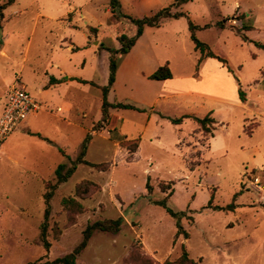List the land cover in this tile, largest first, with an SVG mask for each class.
<instances>
[{"label":"rangeland","instance_id":"obj_1","mask_svg":"<svg viewBox=\"0 0 264 264\" xmlns=\"http://www.w3.org/2000/svg\"><path fill=\"white\" fill-rule=\"evenodd\" d=\"M71 2L97 27L86 28L89 38L83 18L65 14ZM173 2L119 0L109 12L110 0H0V114L11 86L42 105L22 123L30 128L0 145V264H54L79 244L88 224L102 219H119L120 230L94 231L77 264H141L142 254L152 264H169L183 247L195 264H264V50L255 45L264 43V0H189L171 8L187 16L144 26L107 96L136 109L110 107L102 118L100 86L112 55L106 47L119 48V34L134 36L130 16ZM188 19L225 62L197 64L201 53ZM167 61L170 79L146 75ZM65 74L95 85L64 82ZM51 77L62 80L50 84ZM208 114L212 136L194 119ZM35 130L52 143L16 138ZM83 144V158L107 168L75 163L53 188L45 248L44 193L55 183V168L73 164ZM78 184L85 195L75 191ZM64 198L82 210L64 206ZM231 202L233 208H222ZM167 208L183 214L175 218Z\"/></svg>","mask_w":264,"mask_h":264},{"label":"trees","instance_id":"obj_2","mask_svg":"<svg viewBox=\"0 0 264 264\" xmlns=\"http://www.w3.org/2000/svg\"><path fill=\"white\" fill-rule=\"evenodd\" d=\"M186 1H189V0H174V2L169 7H164L152 15L143 16L141 18L130 16V20L137 25V29H136L134 36L129 37L125 34H121L118 36V41L120 43L119 48L116 49L114 47H106V49H108L112 55L109 58V75H108L107 83L104 86H100L101 93H102L101 114H102V118L104 120H106V118L108 117V108H110V107L111 108H133V109H136V107L134 105L129 104V103H122V102L110 103L107 99V96H108L110 89L113 86V83L115 80V73H116V70H117V67H118L120 61L125 56V54L130 50V48L134 45L136 39L141 35L143 27L144 26L158 27L163 18H179L181 16H187L185 12H182L179 10H175V11L171 10L172 6L179 7L181 4H183V2H186ZM118 7H119V0H110V11L111 10L114 11ZM88 28L90 31H92V30L96 31V27L89 26ZM188 28L190 31V38L194 43L195 50H199L201 53L200 57L198 58L197 64L202 59H204L206 57H215L218 60H220L221 62H225L223 58L214 54L211 51V49H209V47L206 43L200 41L196 37L194 30L197 28V26L189 19H188ZM250 28H252L251 25L242 27V29H250ZM255 45L257 47H259L260 49L264 50V43L255 42ZM101 46L102 45L100 43L99 47H101ZM117 53L120 54V57L118 59L114 56ZM149 77L152 79H157V80H164V79L170 78L171 72H170V69L168 66V62H165L163 65L159 66L152 74L149 75ZM71 79H75L78 82L91 83V84L95 85L94 82L89 81V80H84V79H80V78H71ZM61 80L62 79H56L54 77H51L49 82L50 83H58ZM239 97H240L241 101H245V94L241 89H239ZM194 119L198 123V126L200 127L201 131L209 133L210 136H212V130L214 127L211 125L214 123V119L210 116V114L205 115L204 117H194ZM171 121L173 123H179L181 121V118H174V119H171ZM34 135L38 136L40 139H43V140H46V141L52 143V141H50L46 137L41 136L39 133H35ZM83 146H84V144L82 145V148L78 154V157L76 158V160L74 161L73 164H71L70 166H67L66 164H59L55 168V170H54L55 183L50 185L51 190L46 191L44 193V199H45V202L47 203V208H46L45 213H44L45 214V221L41 225V240H42V243H43L45 248L49 247V242L46 239V227H47L46 226V219L49 215V199L52 195L53 188H55L57 184H60L64 181H66L71 176V174L73 173V171L75 169V163H84V164L96 167L99 170H106V168H107L106 164L91 163V162L85 160L83 158V155H84V147ZM133 151H135V150L133 149L132 152ZM146 185L148 188H150L148 183ZM80 188H81V184H78L77 187L75 188V191L76 192L78 191V192L82 193L83 195H85L87 189H83V191H80ZM63 204H64V206L75 204L77 206L76 209L78 210V212H80L82 210V206L79 203H77L73 198H64ZM162 204H163V206H165L164 202ZM234 205H235L234 202H231L226 207H222V208L223 209H229V208H233ZM167 211L170 215L174 216L175 218H178L183 214L182 212H178V213L173 212L172 210H170L168 208H167ZM177 227H178V233L180 232V230L182 231V229L178 223H177ZM96 230L116 233L120 230V221H119V219H102V220H96L93 223L88 224L85 227V229L83 230L82 239L79 242V244L77 246H75L71 250V252L66 253L60 257H56L55 259H53L51 261V263H54V264H58V263H60V264H77L76 263L77 255L86 246V244H87L89 238L91 237L92 233ZM184 234L187 235V233H184ZM133 254H135V253L134 252L131 253L130 256ZM141 256H139L141 264H152L153 260L150 257H146L145 254L144 255L142 254ZM27 264H31V263H27ZM169 264H195V261L188 256L187 251L183 247L182 254L179 257L171 260L169 262Z\"/></svg>","mask_w":264,"mask_h":264},{"label":"built area","instance_id":"obj_3","mask_svg":"<svg viewBox=\"0 0 264 264\" xmlns=\"http://www.w3.org/2000/svg\"><path fill=\"white\" fill-rule=\"evenodd\" d=\"M41 107L42 105L25 88L11 86L0 114V145L29 114L38 111Z\"/></svg>","mask_w":264,"mask_h":264},{"label":"crops","instance_id":"obj_4","mask_svg":"<svg viewBox=\"0 0 264 264\" xmlns=\"http://www.w3.org/2000/svg\"><path fill=\"white\" fill-rule=\"evenodd\" d=\"M156 1H158V0H156ZM236 4V3H235ZM162 6V4H158L157 5V8H155V9H158L159 7H161ZM67 7L68 8H66V10H65V14L66 13H73V18L75 17V14H77V18L78 19H81V18H83V23H84V30H83V36H86L87 38H89V32H87V29H89L88 27L90 26V25H88L87 23H88V20H86L85 18H84V13L81 11V9H78V4L77 3H74V2H71V4L70 3H68V5H67ZM177 8V7H176ZM159 9H161V8H159ZM108 10H109V12H110V7L108 8ZM158 11V10H157ZM174 11H175V9H174ZM165 19H168V18H165ZM173 19H177V18H173ZM73 20V19H72ZM72 20H70L69 22L71 23V21ZM160 26V25H159ZM158 26V27H159ZM92 27H94V26H92ZM107 27V26H106ZM105 27V28H106ZM147 27H152V26H147ZM87 28V29H86ZM156 28V27H155ZM96 30H97V27H96ZM144 30V29H143ZM143 30H142V33H143ZM175 30H173V32H174ZM107 34H108V32L107 31H105ZM91 33V32H90ZM120 35V34H119ZM102 36H106L105 35V33L104 32H102ZM115 36H117V35H115ZM85 37V38H86ZM140 37V36H139ZM138 37V38H139ZM138 38L136 39V41H135V43H134V45L130 48V50L125 54V56H127V54L129 55V52H131V50L136 46V44H137V40H138ZM100 40V39H99ZM101 42H99L98 44H100ZM67 48H69V49H71L72 50V44L71 43H69L68 44V46H67ZM125 56L122 58V60L125 58ZM121 60V61H122ZM213 60H215V58H213V57H206V58H204L201 62H202V64L203 65H206V64H210V62H214ZM168 62V61H167ZM169 63V62H168ZM155 70H148L147 71V74L146 75H150V74H152L153 72H154ZM171 72V71H170ZM171 77H172V73H171ZM170 77V78H171ZM54 78H56V77H54ZM64 78L66 79L64 82H67V81H71V80H75V79H71V78H78V77H75V76H69V75H67V74H65L64 75ZM170 78H167V79H170ZM56 79H59V78H56ZM80 79H82V78H80ZM85 80V79H84ZM164 80H166V79H164ZM75 81H77V80H75ZM78 82V81H77ZM50 83V82H49ZM59 83V82H58ZM58 83H50V84H58ZM39 111V110H38ZM37 112V111H36ZM33 113H35V112H33ZM29 116V115H28ZM27 116V117H28ZM27 119V118H26ZM25 119V120H26ZM24 120V121H25ZM24 121H22L16 128H15V130L14 131H16V130H19L21 127H27V128H30L28 125L27 126H23V122ZM13 131V132H14ZM12 133V132H11ZM17 133V132H16ZM35 133H39L38 131H36L35 130V132H26V133H22V132H18V134H20V135H17L16 136V138H20L21 137V134L22 135H33V136H36V135H34ZM41 136H43L41 133H39ZM37 138H39L38 136H36ZM43 137H45V136H43ZM7 138V137H6ZM47 138V137H46ZM40 139V138H39ZM41 140H43V139H41ZM46 141V140H45Z\"/></svg>","mask_w":264,"mask_h":264}]
</instances>
